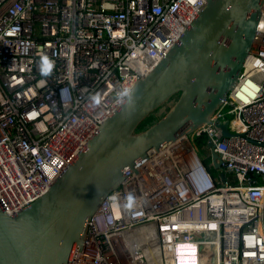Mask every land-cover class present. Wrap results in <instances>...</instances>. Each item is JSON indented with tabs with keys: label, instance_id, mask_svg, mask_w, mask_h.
Instances as JSON below:
<instances>
[{
	"label": "built area",
	"instance_id": "obj_1",
	"mask_svg": "<svg viewBox=\"0 0 264 264\" xmlns=\"http://www.w3.org/2000/svg\"><path fill=\"white\" fill-rule=\"evenodd\" d=\"M206 0H0V204L42 195ZM229 105L227 111L224 106ZM226 114H231L228 119ZM228 120L233 135L217 124ZM192 133V134H191ZM110 191L71 264L264 262V5L235 86ZM213 146L210 174L193 138Z\"/></svg>",
	"mask_w": 264,
	"mask_h": 264
},
{
	"label": "water",
	"instance_id": "obj_2",
	"mask_svg": "<svg viewBox=\"0 0 264 264\" xmlns=\"http://www.w3.org/2000/svg\"><path fill=\"white\" fill-rule=\"evenodd\" d=\"M263 5L264 0H206L42 195L13 213L0 204V264H71V251L83 248L87 221L120 185L125 168L210 123L237 82ZM151 114L157 119L137 130ZM217 128L222 137L233 135L228 120ZM208 146L224 182L217 154Z\"/></svg>",
	"mask_w": 264,
	"mask_h": 264
},
{
	"label": "trees",
	"instance_id": "obj_3",
	"mask_svg": "<svg viewBox=\"0 0 264 264\" xmlns=\"http://www.w3.org/2000/svg\"><path fill=\"white\" fill-rule=\"evenodd\" d=\"M158 116H156L155 114H151L150 116H148L138 127L137 130H141L144 129L147 125L151 124L155 119H157ZM195 144L200 147L201 149V154H202V161L203 164L205 165V167L208 169V171L210 172V174L212 176L215 175V170L211 164L210 161V156L207 154V151L205 149V145L204 143V137L200 136V137H196L195 138Z\"/></svg>",
	"mask_w": 264,
	"mask_h": 264
},
{
	"label": "rangeland",
	"instance_id": "obj_4",
	"mask_svg": "<svg viewBox=\"0 0 264 264\" xmlns=\"http://www.w3.org/2000/svg\"><path fill=\"white\" fill-rule=\"evenodd\" d=\"M229 109V105H226V106H224V108H223V111H227ZM226 117L228 118V119H231L232 118V115L231 114H226ZM192 134V133H191ZM196 138V137H195ZM195 138H193V140L195 141ZM199 152H201V149H200V147H199ZM217 176V173H216V171H215V175H214V177H216Z\"/></svg>",
	"mask_w": 264,
	"mask_h": 264
},
{
	"label": "bare ground",
	"instance_id": "obj_5",
	"mask_svg": "<svg viewBox=\"0 0 264 264\" xmlns=\"http://www.w3.org/2000/svg\"><path fill=\"white\" fill-rule=\"evenodd\" d=\"M62 170V169H61Z\"/></svg>",
	"mask_w": 264,
	"mask_h": 264
}]
</instances>
